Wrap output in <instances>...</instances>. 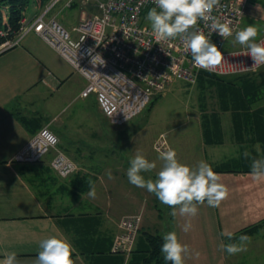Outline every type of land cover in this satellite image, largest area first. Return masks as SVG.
<instances>
[{"label": "crops", "instance_id": "obj_1", "mask_svg": "<svg viewBox=\"0 0 264 264\" xmlns=\"http://www.w3.org/2000/svg\"><path fill=\"white\" fill-rule=\"evenodd\" d=\"M79 18L78 6L59 15L74 36ZM254 24L257 40L264 34V0L249 1L242 29ZM209 80L215 81L217 89L201 96L200 109L195 111L201 137L186 142L185 150L179 142H173V147L182 163H209L229 194L218 208L205 203L198 206L195 217L178 214L174 218L169 207L166 216L157 212L159 200L154 194L129 183L126 173L134 155L129 156L124 147L126 138L120 139L122 126L104 116L94 94L82 95L87 79L69 60L34 32L0 54V260L14 251L20 264H33L40 241L56 235L73 245L76 264H116V255L109 252L118 223L138 213L143 214L142 231L161 236L177 232L190 249L185 264H240L239 258L252 248L264 251V180L252 179L251 160L243 157L245 150L257 158L264 156V143L251 141V130L264 128V68L258 74ZM46 126L59 137L58 148L78 167L69 178L53 171L54 150L40 163L15 161L17 153ZM208 131L222 141L210 144ZM198 150L200 156L194 153ZM225 150L230 152H221ZM146 158L157 168L143 175L155 179L161 162ZM224 166L232 169L218 170ZM109 172L113 179L108 178ZM88 180L94 183L95 198L88 196ZM148 214H152L150 223ZM189 220L191 228L184 232ZM222 232L232 233L233 241ZM241 235L251 238L247 251L229 256L220 249L222 242H236ZM98 252H103L101 257Z\"/></svg>", "mask_w": 264, "mask_h": 264}, {"label": "built area", "instance_id": "obj_2", "mask_svg": "<svg viewBox=\"0 0 264 264\" xmlns=\"http://www.w3.org/2000/svg\"><path fill=\"white\" fill-rule=\"evenodd\" d=\"M250 0H220V7L213 15L231 20L233 36L224 40L216 33L211 41L225 59L212 69L193 66L190 53L184 51L180 39L158 40L146 20L148 11L155 5L152 0H48L41 13L32 19L25 15L18 30L10 26L0 30V54L19 45L24 36L34 32L73 65L76 72L87 79L83 96L94 94L104 116L115 126H123L139 116L159 96L169 91L177 80L196 84L201 73L217 76L254 74L264 65L253 68L245 47H237L231 39L241 29ZM80 8V18L72 34L59 19L65 9ZM56 8L58 12L52 13ZM6 21V20H5ZM205 35L208 29L198 24ZM264 41V35L256 42ZM92 56L99 54L103 65L93 66ZM96 63H100L97 59ZM59 137L48 127L41 128L15 156L22 164H36L54 150L52 169L67 177L78 170L77 165L58 148ZM170 149L164 134L157 141V150ZM142 215L124 216L119 222V233L114 238L113 253L127 258L136 248Z\"/></svg>", "mask_w": 264, "mask_h": 264}, {"label": "clouds", "instance_id": "obj_3", "mask_svg": "<svg viewBox=\"0 0 264 264\" xmlns=\"http://www.w3.org/2000/svg\"><path fill=\"white\" fill-rule=\"evenodd\" d=\"M155 5L146 16L150 24L151 32L158 40L180 39L183 42L184 51L191 54L192 63L198 69H212L218 66L224 59L221 50L210 39L212 33L226 40L233 36L230 27L232 21L224 20L213 15L220 7V0H152ZM203 22L204 31L198 27ZM258 28L256 25L235 32L233 44H239L247 49V56L253 61L252 67L264 65V41L256 42ZM92 49L88 50L93 66L103 65L104 61L99 54L92 56ZM97 59L100 63H96ZM257 153L260 152L259 144L256 145ZM245 159H250L249 175L255 181L264 180V156L259 158L245 150ZM158 159L161 162L155 179L145 178L143 173H150L157 168L154 161H150L139 150L129 161L127 177L132 185L146 189L159 200V202L171 209L169 215L176 217H195L198 214V206L204 205L218 208L223 200L228 197L227 186L220 182V174L215 172L212 166L204 160L195 165H187L177 158L173 149L160 151ZM108 178L113 179L111 172ZM88 196L95 198L96 190L91 180ZM191 228L190 220L183 225L182 230L188 232ZM233 241L232 233L220 234ZM163 243L160 251L163 259L171 264H185V257L190 253L189 246L182 243L176 231H168L162 235ZM251 238L241 235L236 242L221 243L220 249L232 256L247 251V245ZM75 249L66 239L56 235L49 236L40 241L39 251L33 264H76L73 259ZM198 255V253H197ZM0 264H20L17 253H7Z\"/></svg>", "mask_w": 264, "mask_h": 264}, {"label": "rangeland", "instance_id": "obj_4", "mask_svg": "<svg viewBox=\"0 0 264 264\" xmlns=\"http://www.w3.org/2000/svg\"><path fill=\"white\" fill-rule=\"evenodd\" d=\"M0 6H3V4L0 3ZM59 9L60 8L54 9L52 13L58 12ZM42 10L43 6L36 0H30L26 15L31 17L41 13ZM233 39L234 37L231 41ZM236 46L242 47L238 43ZM261 71H263V69L259 72ZM259 72L254 74H258ZM209 79V77H204L202 82L200 81L196 84H188L181 80L175 81L170 86L169 91L163 96H160L161 98L151 110L145 109L139 116L135 117L125 126L120 127V139L123 140L126 138V140H124V147L127 149L129 156L135 155L136 151L139 150L145 156L158 158L159 151L157 150V141L162 134L166 137L170 149L173 150V142H179L178 145H181L182 149L185 150L186 147L184 144H186V142L189 141V143H191L201 137L200 125L198 126L195 120L197 115L195 111L200 109L201 96H208L212 91L214 92L216 91L215 89H217L215 81H210ZM134 133H136V135L133 136ZM193 144L194 143H192V148H196ZM199 151L200 150L194 153L200 156L199 154L201 152ZM221 152L229 153L230 151L225 150ZM56 174L62 178H69L72 175L64 177L58 173ZM157 205V212H161L166 216L169 211L167 206L161 204L159 201ZM138 214L142 215L143 222V214ZM151 217L152 214H148L147 218L149 223L151 222ZM165 220L166 218L162 222V226L166 225ZM157 231H165V229L159 228ZM141 232L142 230H140V233ZM131 255L128 258L125 255V264L128 263ZM239 260L240 264H264V251L260 252L252 248L249 255L243 253Z\"/></svg>", "mask_w": 264, "mask_h": 264}, {"label": "trees", "instance_id": "obj_5", "mask_svg": "<svg viewBox=\"0 0 264 264\" xmlns=\"http://www.w3.org/2000/svg\"><path fill=\"white\" fill-rule=\"evenodd\" d=\"M41 6H45L48 0H36ZM30 0H5L0 6V30H5L8 26L11 27L13 31H16L20 27L21 19L26 15V10L28 8ZM6 20V21H5ZM209 77L212 80L222 79L224 76H217L211 73L203 72L200 74L198 80L200 78ZM161 97L154 98L146 109L151 110L157 103V101ZM253 136L251 141H261L264 143V128L262 131L260 130H251ZM255 133V135H254ZM206 140L210 143H219L222 139L217 140V138L211 136V133L206 132ZM232 168L229 167H219L218 170L228 171ZM255 227L249 228L245 231H249ZM163 243L162 236L160 234H156L150 231H142L139 235L138 242L136 248L132 252V255L127 264H171V262H167L163 259V255L161 254L160 248ZM100 253V254H99ZM101 253L98 257H101ZM109 254H114L117 257L116 264H125V255L122 253H113L109 252ZM101 259V258H98ZM95 264V261H93ZM97 262V261H96ZM93 264V263H92Z\"/></svg>", "mask_w": 264, "mask_h": 264}, {"label": "water", "instance_id": "obj_6", "mask_svg": "<svg viewBox=\"0 0 264 264\" xmlns=\"http://www.w3.org/2000/svg\"><path fill=\"white\" fill-rule=\"evenodd\" d=\"M5 0H0V3L4 2Z\"/></svg>", "mask_w": 264, "mask_h": 264}]
</instances>
